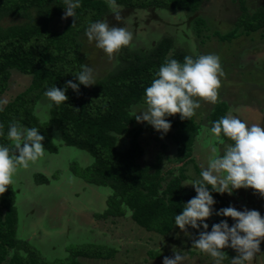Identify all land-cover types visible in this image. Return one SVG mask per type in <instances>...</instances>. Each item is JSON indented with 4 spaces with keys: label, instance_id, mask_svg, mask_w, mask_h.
Instances as JSON below:
<instances>
[{
    "label": "rangeland",
    "instance_id": "1",
    "mask_svg": "<svg viewBox=\"0 0 264 264\" xmlns=\"http://www.w3.org/2000/svg\"><path fill=\"white\" fill-rule=\"evenodd\" d=\"M258 8L264 9V0H199L195 11L180 8L122 7L121 19L117 20L108 7V11L99 20H106L110 27H126L132 33V41L109 59L102 49L96 47L95 41L88 40L85 35L86 27L78 35L82 65H88L93 70L94 79L97 81L121 62L119 54L124 48L145 51L162 38L168 37L171 41L169 54L180 50L193 56L216 54L220 57L225 75L220 78L221 87L217 103L233 107L239 104L262 106L264 57L255 59L254 63L249 53L262 52L264 55V45H260L264 44V27H258L255 31L243 27L246 23L243 21H247ZM64 12L65 8L60 15L49 21L48 29L54 31L61 29L66 21L62 19ZM33 14L34 12L30 17H33ZM25 21H27L25 18L6 16L1 20V24H18ZM231 33L233 34L229 35ZM226 34L228 37L220 39V36ZM259 45L261 47H256ZM30 78V75L12 69L7 87L0 94V101L11 100L28 86ZM142 103L143 98L130 108V114L133 115L134 106ZM200 104V108L196 109L193 116V121L199 126L193 142L196 148L202 146L200 143L205 140V142L215 140L211 134L209 138V134L206 133L208 131H205L208 114L214 104L203 100ZM48 107V99L42 95L34 104L32 114L39 121L46 122ZM139 114L138 112L137 115ZM147 124L136 121L130 126L143 128ZM162 135L161 132L155 135L141 129L137 139L143 153L137 162L141 166H148L156 161V156H159V168L166 179L177 174L181 162L175 157L171 138L165 135L161 138ZM51 143L55 150L45 149V155L36 162L30 163L28 167L20 166L11 184L17 209L15 236L16 238L19 236L21 244L35 250L41 263L68 264L71 260L67 249L89 250L97 246L103 253L114 250L113 255L107 259L78 257L73 260L76 264H163L165 256L174 258V253L177 252L184 257L182 264H215L209 254L200 252L192 246L190 226L187 227V231H182L174 222L170 232L160 236L134 224L125 210L120 217L107 216L105 219H97L92 214L105 209V200L110 194V189L84 184L77 173L81 168L91 164L92 157L82 149L65 145L53 128ZM229 144L228 142L222 144L220 147L222 153ZM127 145L128 137L117 136V149L123 150ZM39 174L46 176L48 182L41 180ZM183 174L185 177L182 185L186 180L201 179L191 165ZM183 188L182 194L196 193L191 185H183ZM226 194L230 201V203L224 201L227 206H234L241 211L245 208L258 210L264 216V197L255 193L253 189L240 188L233 190L231 195ZM222 198L224 199L223 196ZM65 205H71L72 210H67ZM220 208L222 206L213 205V215L206 220L209 226L221 220H227L229 226L234 223L230 217L215 215V211ZM93 218L96 219V226ZM202 230L201 226L197 236ZM62 248L66 256L61 253ZM227 249L232 248L226 247L223 251L226 252ZM232 250L231 256H227L221 264H231L232 258L238 255L234 249ZM17 251L24 254L20 249ZM11 253L12 249H9L6 260ZM244 264H264V240L260 243V250L254 252L251 261H244Z\"/></svg>",
    "mask_w": 264,
    "mask_h": 264
},
{
    "label": "trees",
    "instance_id": "2",
    "mask_svg": "<svg viewBox=\"0 0 264 264\" xmlns=\"http://www.w3.org/2000/svg\"><path fill=\"white\" fill-rule=\"evenodd\" d=\"M116 3L132 9L180 8L195 11L199 0H116ZM80 5L75 9L76 18L68 17L61 29L54 31L48 29L47 24L54 16L60 15L65 7L64 0H0V94L7 87L12 69L31 76L28 86L0 111V124L4 125L0 145H11L7 139L8 128L11 123L18 122L37 128L45 137L42 142L44 149L54 151L51 129H56L65 145L82 149L92 157L91 164L78 170V175L88 183L110 189L105 209L94 214L97 219L120 217L124 213L122 205H126L132 210L129 218L134 224L145 231L165 236L174 226L175 216L182 211L184 203L196 195L182 194V180L185 165L191 161V145L198 124L193 117L185 120H181L179 114L166 117L171 128L163 135L170 137L175 145V157L181 162V167L176 175L164 179L159 168V156L148 166L137 162L143 153L137 139L141 129L155 135L158 131L149 124L143 128L131 127L136 119L129 110L142 100L144 89L150 85L165 59L183 62L189 54L180 50L169 54L171 41L168 37L145 51L124 48L119 54L121 62L89 88L81 84L79 93L68 88V100L60 105L46 97L49 102L48 119L41 122L32 114L34 104L54 85L64 89L68 80L79 84L75 74L82 70L83 58L79 53L78 35L108 11L107 0H80ZM32 11L34 14L30 17ZM6 16L27 21L3 25L1 20ZM74 19L76 23L73 25ZM243 22H246L243 27L247 30L264 27V9L258 8ZM226 37L227 34L220 39ZM224 111L225 104L216 102L213 105L208 114L210 126L224 115ZM120 135L128 137V145L123 150L116 148L117 136ZM222 139L233 143L226 137L222 136ZM42 180L45 182V178ZM208 188L211 191L210 185ZM211 194L216 201L214 205L228 207L219 193ZM13 200L14 193L9 185L5 193L0 194V264H44L34 249L21 244L15 236ZM197 231L189 227L192 239L197 236ZM93 248L67 249L71 260L68 264H76L73 259L77 256L107 259L114 252L103 253L97 246ZM9 249L12 253L6 260ZM18 249L24 254H19ZM232 253V249H227V256Z\"/></svg>",
    "mask_w": 264,
    "mask_h": 264
},
{
    "label": "clouds",
    "instance_id": "3",
    "mask_svg": "<svg viewBox=\"0 0 264 264\" xmlns=\"http://www.w3.org/2000/svg\"><path fill=\"white\" fill-rule=\"evenodd\" d=\"M109 9L117 20L121 19L122 6L116 0H107ZM65 12L62 19L76 18L75 9L80 0H64ZM73 20V25L75 24ZM90 42L102 49L109 59L132 41V33L126 27L109 26L106 20L90 23L85 30ZM81 71L75 74L78 83L68 80L64 89L54 85L44 92V96L56 105L68 100L66 91L71 88L79 93V85L85 87L95 84L93 70L88 65H81ZM225 75L220 57L216 54L187 55L183 62L170 58L159 66L150 85L144 89L143 103L133 107V115L138 123L147 122L156 131L166 134L171 122L166 117L179 114L181 120L191 119L200 101L215 104L218 101L221 77ZM7 100L0 101V111ZM140 113L137 115V113ZM0 124V136L4 135ZM223 144V137L233 143L220 154L215 145L210 146V155L206 165L201 166L199 180H186L183 185L194 187L196 195L184 203L182 211L175 216V225L182 231L187 227L203 228L192 240V246L200 252L209 254L215 264H221L227 254L223 251L231 247L238 253L231 264H244L251 261L254 252L260 250L264 240V216L258 210H237L234 206L220 208L215 215L230 217L234 223L229 226L227 220L209 225L206 222L213 215L216 201L211 192L232 194L233 190L251 188L264 197V127L249 124L231 113L212 122L210 129H205ZM163 138V135L161 136ZM7 139L10 146L0 145V194L5 193L13 183L20 166L28 167L45 155V139L35 127H26L18 122L9 125ZM18 153V154H17ZM211 186V191L208 186ZM127 215L132 210L122 205ZM184 257L174 253V258L165 256L163 264H182Z\"/></svg>",
    "mask_w": 264,
    "mask_h": 264
},
{
    "label": "crops",
    "instance_id": "4",
    "mask_svg": "<svg viewBox=\"0 0 264 264\" xmlns=\"http://www.w3.org/2000/svg\"><path fill=\"white\" fill-rule=\"evenodd\" d=\"M260 45H264V44H260ZM260 45L259 46H256V47H261ZM257 49H259V48H257ZM249 55H250V57H251V59L253 60L254 63L256 62L255 59H262L264 57V55L262 54V52H253V53H249ZM0 97H1V95H0ZM262 106H260L258 104H254V105L239 104L236 107H233V106H230V105L228 106L227 105V106H225L224 115L231 113L232 115L239 116L240 119L248 122L249 124L256 123V124H260L262 127H264V105H262ZM207 121H208V124H206L205 129H210L211 126H210V123H209L208 118H207ZM198 128H199V126H198ZM206 133L209 134V138H210V132L208 131ZM196 135H197V133H196ZM209 138H208V140H210ZM212 139H214V138H212ZM205 141L200 143L202 146H200L199 148H196L193 145L194 144L193 143L194 140H193L192 145H191V152H190V156H189V158L191 159V161H189L185 165V169H186L185 172H187V170L189 168V165H191L192 166V169L197 170V173H199V175H200L201 165L203 163L206 165L207 159H208V157L210 155V146L211 145H215V147L218 149L219 153L220 154H223L222 151H221V149H220V147L222 146V144L219 143V141L218 142H217V140H211V142H205ZM224 142H227V141L224 140ZM203 143H204V145H203ZM174 153H175V145H174ZM39 175L41 177L40 178L41 180H42V178H45V181L48 182V178L46 176L44 177L41 174H39ZM82 182L84 184L91 185V183H88V182H86L83 179H82ZM220 196H223L224 197L225 200L223 199V201H226V202L230 203V201L228 200V195L226 193L220 194ZM13 201H14L13 204L15 206V200H13ZM65 206H66V209L67 210H69V211L72 210L71 205H69V206L65 205ZM15 209H16V206H15ZM94 214H96V213H94ZM94 214H92V215H94ZM95 222H96V219H94V225L96 226ZM15 232H16V227H15ZM18 238H19V236L17 237V239ZM51 247H53V246H51ZM66 252H65L64 248L61 249V253L64 254L65 256L67 255ZM78 257H80V256H77L75 258H78ZM80 258H82V257H80ZM83 258H85V257H83Z\"/></svg>",
    "mask_w": 264,
    "mask_h": 264
}]
</instances>
